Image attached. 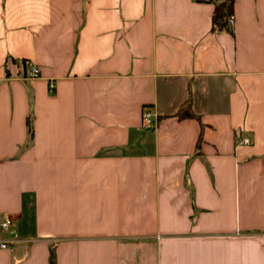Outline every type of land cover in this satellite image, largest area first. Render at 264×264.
Masks as SVG:
<instances>
[{"label": "crops", "instance_id": "crops-1", "mask_svg": "<svg viewBox=\"0 0 264 264\" xmlns=\"http://www.w3.org/2000/svg\"><path fill=\"white\" fill-rule=\"evenodd\" d=\"M212 12L0 0V264H264V0Z\"/></svg>", "mask_w": 264, "mask_h": 264}, {"label": "trees", "instance_id": "trees-1", "mask_svg": "<svg viewBox=\"0 0 264 264\" xmlns=\"http://www.w3.org/2000/svg\"><path fill=\"white\" fill-rule=\"evenodd\" d=\"M198 2H205L213 4L212 12V32L221 33V32H230L228 20L233 16L234 11V0H196ZM175 116L178 118L183 117H194L198 118L196 115L190 112V104L186 101L175 113ZM31 134V130L29 129ZM199 149V143L196 147ZM52 264V261L50 260Z\"/></svg>", "mask_w": 264, "mask_h": 264}, {"label": "built area", "instance_id": "built-area-1", "mask_svg": "<svg viewBox=\"0 0 264 264\" xmlns=\"http://www.w3.org/2000/svg\"><path fill=\"white\" fill-rule=\"evenodd\" d=\"M233 22V16H231L228 20L229 25ZM27 79H35L39 77V71L38 68L35 65H30V67L27 70L26 76ZM50 88L53 89V85H50ZM155 119L154 116L150 113L149 110L144 109L142 111V124L144 126H154L155 125ZM241 144L249 145L250 140L248 138H244L241 142ZM12 225V220L8 216H4L3 219L0 221V230L1 231H7ZM7 242H3L0 240V248H6Z\"/></svg>", "mask_w": 264, "mask_h": 264}]
</instances>
